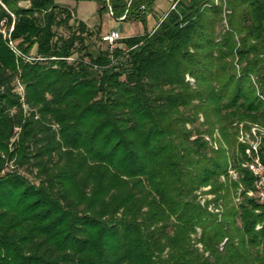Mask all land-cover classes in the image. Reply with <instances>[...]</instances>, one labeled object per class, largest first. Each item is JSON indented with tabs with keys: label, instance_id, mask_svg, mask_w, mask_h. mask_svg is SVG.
Listing matches in <instances>:
<instances>
[{
	"label": "trees",
	"instance_id": "obj_1",
	"mask_svg": "<svg viewBox=\"0 0 264 264\" xmlns=\"http://www.w3.org/2000/svg\"><path fill=\"white\" fill-rule=\"evenodd\" d=\"M251 125L264 0H173L112 43L55 0H0V264H264Z\"/></svg>",
	"mask_w": 264,
	"mask_h": 264
},
{
	"label": "rangeland",
	"instance_id": "obj_2",
	"mask_svg": "<svg viewBox=\"0 0 264 264\" xmlns=\"http://www.w3.org/2000/svg\"><path fill=\"white\" fill-rule=\"evenodd\" d=\"M57 3L69 7L74 12V16L79 19L84 20L93 28H99V32L104 33L111 29H116L119 32L120 38L125 36H131L134 34L142 33L146 29L152 28L160 16L170 7L173 0H153L152 4L145 11L144 19H123V17H117L112 14L108 5L110 2H115V0H55ZM127 1V0H123ZM22 4H27V2H21ZM105 4V8L100 10V5ZM111 6V5H110ZM112 8V7H111ZM144 8V7H141ZM63 33L66 29H60ZM97 43L100 41L97 36H93ZM246 131V130H242ZM260 132L264 130L260 129ZM240 134V133H239ZM240 136V135H239ZM244 135L245 142L249 145L254 142L253 139L248 138ZM259 139V135L257 136ZM258 142V141H257Z\"/></svg>",
	"mask_w": 264,
	"mask_h": 264
},
{
	"label": "built area",
	"instance_id": "obj_3",
	"mask_svg": "<svg viewBox=\"0 0 264 264\" xmlns=\"http://www.w3.org/2000/svg\"><path fill=\"white\" fill-rule=\"evenodd\" d=\"M108 9L112 13V8L110 5H108ZM123 16H121V17H123ZM118 38H120V36H119V32L116 29H111L109 31L101 33V39L103 41L108 42V43H112L113 41H115ZM8 43L17 53H20V51L16 48L14 41L10 38L9 34H8ZM260 129H262V128H260L257 125H251L249 130H246V131H242L244 129L241 128L239 139L241 141H245L246 139H244V135H247L248 138L253 139L252 141H254V142L250 143V146L252 149H254L256 151L257 145L259 142V139L257 138V136L259 135L258 131H260ZM262 130H264V129H262ZM251 136L253 138H251ZM246 151L249 152L250 148H246ZM248 168L251 170L253 175H255V177H256V179H255L256 194L259 196V198L262 201H264V162H262L259 159L258 155L256 154L251 159V161L248 162ZM250 193H252V192L250 191Z\"/></svg>",
	"mask_w": 264,
	"mask_h": 264
},
{
	"label": "crops",
	"instance_id": "obj_4",
	"mask_svg": "<svg viewBox=\"0 0 264 264\" xmlns=\"http://www.w3.org/2000/svg\"><path fill=\"white\" fill-rule=\"evenodd\" d=\"M162 16H160V18H161Z\"/></svg>",
	"mask_w": 264,
	"mask_h": 264
}]
</instances>
